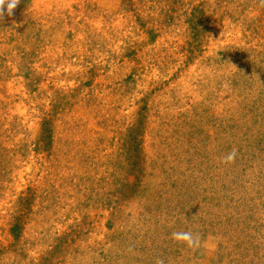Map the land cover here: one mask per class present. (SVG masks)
<instances>
[{"label": "rangeland", "instance_id": "1", "mask_svg": "<svg viewBox=\"0 0 264 264\" xmlns=\"http://www.w3.org/2000/svg\"><path fill=\"white\" fill-rule=\"evenodd\" d=\"M5 7L0 264H264V0Z\"/></svg>", "mask_w": 264, "mask_h": 264}, {"label": "clouds", "instance_id": "2", "mask_svg": "<svg viewBox=\"0 0 264 264\" xmlns=\"http://www.w3.org/2000/svg\"><path fill=\"white\" fill-rule=\"evenodd\" d=\"M18 0H0V6L5 5L4 11L11 14V11L16 7ZM235 152L229 153L226 157L227 160L233 159ZM173 240L184 243L187 247H194L199 243L197 237H194L190 231H178L171 234Z\"/></svg>", "mask_w": 264, "mask_h": 264}]
</instances>
